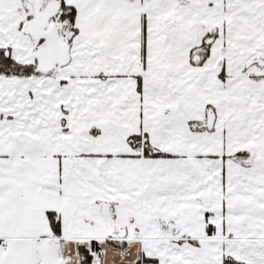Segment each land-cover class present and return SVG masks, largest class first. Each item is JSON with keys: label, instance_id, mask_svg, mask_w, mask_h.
I'll return each mask as SVG.
<instances>
[{"label": "snow or ice", "instance_id": "6c2138e0", "mask_svg": "<svg viewBox=\"0 0 264 264\" xmlns=\"http://www.w3.org/2000/svg\"><path fill=\"white\" fill-rule=\"evenodd\" d=\"M0 264H264V0H0Z\"/></svg>", "mask_w": 264, "mask_h": 264}]
</instances>
